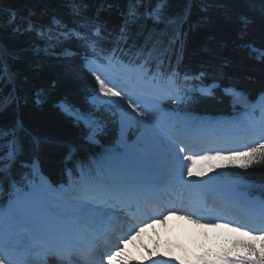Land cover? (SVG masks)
I'll use <instances>...</instances> for the list:
<instances>
[{
    "label": "trees",
    "instance_id": "1",
    "mask_svg": "<svg viewBox=\"0 0 264 264\" xmlns=\"http://www.w3.org/2000/svg\"><path fill=\"white\" fill-rule=\"evenodd\" d=\"M262 9L264 0H0V54L15 73L11 82L0 83V98L9 93L18 98V103L0 113V124L11 123L17 115L23 118L41 138L39 145L29 147L25 159L37 158L54 181L64 178L67 167L76 169L79 163L89 167L104 148L114 149L116 120L110 114L116 108H98L96 115L105 125L99 143L93 144L86 142L83 125L56 103L64 100L73 108L91 111L88 98L99 85L85 61L110 55L123 63L141 64L148 71L151 68L164 78L175 75L184 95L175 110L191 115L229 113L237 105L231 96L220 88L211 96L200 93L196 77L241 88L245 104L264 91V61L260 59L264 53L259 51L264 49ZM13 12L16 20L10 25ZM240 17L251 21L247 28L242 27ZM48 42L55 47L44 48ZM64 49L73 52L62 53ZM188 75L194 77L193 86L183 79ZM38 92L45 97L39 105L34 102ZM118 105L124 103L118 101ZM70 147L75 150L68 159ZM260 156H264V144L243 156L229 157L214 173L239 180L238 189L243 192L264 196V166H256ZM17 170L26 176L30 173L29 167ZM8 184L5 177L3 207ZM213 241L238 264H264L255 241ZM212 242L209 246H214ZM193 246L196 251L206 248L203 243ZM211 256V264H223L215 252Z\"/></svg>",
    "mask_w": 264,
    "mask_h": 264
},
{
    "label": "rangeland",
    "instance_id": "2",
    "mask_svg": "<svg viewBox=\"0 0 264 264\" xmlns=\"http://www.w3.org/2000/svg\"><path fill=\"white\" fill-rule=\"evenodd\" d=\"M51 47L54 46L48 43L45 48H51ZM88 67L93 72V74L97 76V78L100 81V89L90 98V102L92 105H94L96 108L101 106H106L109 104L114 105V102L112 101L111 93H114L116 96L122 99L127 105V108H120L116 112L117 116H116V126H115V132H116L115 146L119 148L120 151L121 150L123 151L124 149L126 150V148H130L131 150L133 147L134 152L137 154L136 156H139L143 159L147 158L150 160V163L152 164L151 167L154 170V172H158V173L172 172L177 175V173H179L181 170L186 171L185 177L193 181L194 189L197 188L201 190L204 193L203 196L219 197L221 200L230 201L231 205L235 206L236 208H240L245 211L247 210V212L258 213L259 215L264 216V203H260V205H258L259 206L258 208L253 207L252 204L250 206L244 204L243 202H246L247 200L244 201L240 198L239 199L236 198V194H234L231 189L233 188L232 186H234L235 184L228 177L225 178L224 181H211L208 178V176H202L201 174L198 173L196 169V165L198 163L197 161L201 160L204 154L205 156L207 155L205 158H209L208 163H210L212 166H215L219 162L224 161L220 157L227 156L229 154L238 155L244 153L250 147L262 143L264 139L252 140L251 137L254 136V131H253V133L250 136L246 137L244 141L242 140L243 144L239 148H235L231 150H218L216 151V153H212V154L208 152L209 149H207V147L202 148V150L197 151V153L186 152L184 151L186 146H184L185 142L183 141L185 140V136H186V131H185L186 125L183 126V124L185 123V116L182 114L168 115L165 108L167 103L172 104L174 103V101H176V103H179L181 102L182 99L180 93L176 90V88H174L175 86L173 83L174 81L173 79H170L167 83H164L163 86H161L162 85L161 80L155 77L153 84L161 87L156 89V91H159L158 93L151 94L146 92L147 89H150L147 88L150 85V83L147 80H152L153 76L148 77L147 80L145 81L146 83H143L141 86H139L140 84H138V80H141V78H143V74L147 73L144 70H139L140 72L136 73L133 71V69L130 70L129 68H125L113 60L107 61L105 63H101L93 60L88 63ZM137 70L138 69L135 68V71ZM113 71L115 73L117 72L116 73L117 75L113 73ZM131 71L134 72V75L130 76L129 73H131ZM118 82L123 84H130L131 87L133 86L137 89L116 90L114 89L113 84ZM213 86L210 85L208 87L203 88L202 90L205 92H209ZM143 89L145 91H143ZM232 93L235 98V101L241 102L239 90L234 88L232 90ZM245 108L246 107H244L243 109ZM69 109H70L69 107H64V110L67 112V114H69ZM251 110L252 108L250 107L246 110L232 114V116H236V118L243 115L242 119H244V122L243 121L242 122L244 124L243 129L245 131L251 128H253L252 130H254L255 128H259L257 126L254 128L255 126L254 122L252 120L248 121V119L253 118V120L255 121V119L257 120L258 118H260L261 114L256 113L257 117L254 118L253 117L255 116L254 111ZM110 116L112 120H114L115 122L113 113L110 114ZM71 117L75 119L74 110ZM97 117H98V122L104 125L103 119H101V117L98 114ZM247 122L248 125L246 126ZM79 123L83 125L86 131L85 134L87 135L88 133L87 126L84 124L82 120ZM176 125L178 127H176ZM102 131H99L97 133L95 137L97 141L99 134ZM248 138H250V140H248ZM235 140H239V139L236 138ZM237 142L240 143L239 141ZM130 143H132V146L130 145ZM119 155L108 156L107 162L105 164L106 169L101 168V170H98V174L102 177L103 175H106L107 179L111 178V174H114L113 177L115 176V174L117 175L119 173H120L119 175L121 174L129 175L130 171L128 169L126 170V167H124V163L122 161L123 156H119ZM121 155H123V153ZM189 155L195 157V159L192 162L187 161ZM161 167L163 168V171H160ZM38 180L39 178L34 177V180L30 181V183L32 182L31 183L32 186L28 184V189L26 188L23 189L20 185L15 184L13 186L11 196L9 198L6 208L3 210L0 209V250L3 248L1 256L6 255L7 258H10L9 253H7V247H6V242L10 238L16 239L13 245V247H15L14 249L16 250H19L21 248V245H23L21 243L22 242L24 243L28 238L26 237L24 239V234L26 233L25 229L22 228L21 229L22 232L18 231V228L16 226L18 219L16 215L19 214L18 210H20L21 207L24 205L26 198L25 196H27V194L30 193L31 188H33V186L36 183H38L37 182ZM33 181H35L36 183L33 184ZM80 199L83 198H78L77 200ZM62 200H58V201L54 200V202H61ZM71 200L74 199H68L66 201L69 202ZM52 203L53 202H51V204ZM85 206L86 205L80 206V204L78 206V204H76L74 206V210L78 211L79 213L81 212L86 213L88 209H86L87 207ZM11 207L13 208L11 209ZM64 207L65 206H63V208ZM53 208L57 212L55 206ZM214 209H215L214 206L209 209L208 211L209 214L206 216V218L209 219V221L207 222L203 221L202 218H198V220H196L191 215H189V213L177 214L178 217L176 219L177 220L176 223L178 224L179 230L176 231L175 236L171 239L173 241L177 240V243H179L178 246H174L173 243H170L169 241H172L170 238L161 239L162 236L159 230L156 227H154L155 223L154 226H152L153 225L152 222L146 223L145 227H143L144 225L142 226V230L152 226V229L149 232L150 236L148 235L150 240L147 239L148 237H146L145 239L144 236H138L139 233L142 231L140 229L141 231H138L133 234L134 238H131L128 243L126 242V244H124L122 248L123 251L119 249L120 250L119 252H123L122 255L125 258H121V260H116V262L110 264H124L122 260L127 261L126 264H144V262L145 264H148L153 258L151 257L152 248L154 246H157L159 243H161V241H162L161 244H163L161 245V255L163 259H165L169 264H187V262L191 260L193 257V254H191L189 249L190 248L189 245H191L190 243L192 242V240L201 241V240L210 239L209 236L212 234L213 231L220 235L218 236V238H220L221 240L225 239L226 237L230 239L235 238L238 241L248 240V238H246V235H244L245 233H243L241 231L242 229L237 225L228 226L224 221L216 220L211 213ZM87 212L93 219L94 217L101 216V213L99 211H95V214L97 215H95L93 211L92 212L87 211ZM165 215L166 214H164V216L162 215V218L159 217V220L160 221L165 220V218L168 217V216L165 217ZM56 219L57 221L60 222L62 221L64 223V220L59 219L58 216H56ZM32 235L35 236L34 234ZM258 237L259 238L255 245L256 249L260 251V253L264 254V235L258 233ZM260 238H262L263 240H261ZM28 244L29 243H27V245ZM27 245L25 247H27ZM215 247L217 248V246ZM27 250L29 253L32 252V249H30V247L24 248L23 252L25 253V251ZM133 260H135L136 262H134ZM227 263L229 262H226V264ZM5 264H9V263L5 262ZM231 264H237V263L231 262Z\"/></svg>",
    "mask_w": 264,
    "mask_h": 264
},
{
    "label": "bare ground",
    "instance_id": "3",
    "mask_svg": "<svg viewBox=\"0 0 264 264\" xmlns=\"http://www.w3.org/2000/svg\"><path fill=\"white\" fill-rule=\"evenodd\" d=\"M56 105L59 106L60 102H57ZM254 107L261 108V116L257 120L255 119V121L257 122L256 126L259 128H256L254 132V136L251 137L252 139L264 137V94H262L258 98ZM242 116L243 115L237 118L236 116L224 117V118L223 117H216V118H209V117L187 118L186 117L185 118V123L187 126L186 127V130H187L186 137L190 139H194V140H201V142H204L203 140H206L207 137L210 136L209 140L214 143V148L221 149V150L235 149L236 147L241 146L243 144L242 142V140L244 141L243 138L247 137L248 135L246 134L245 131H242V132L239 131L240 128L241 129L244 128V124H243L244 119H242ZM249 120L250 118L248 119V121ZM249 135H251V133H249ZM236 138H238L239 140H235ZM194 140H191L190 142L186 140H183V141L185 142L186 145H188L191 148V147H196V144H199L198 142H195ZM237 141H239L240 143H238ZM130 145L132 146V143H130ZM132 150H133V147L131 150L130 148H126V150L123 151V155H121L123 156L122 161L124 163V167H126V170L128 169L130 171V175L132 176V179L138 184V186L142 190L150 191V189L154 187L153 185H150L151 184L150 180L156 178V174L151 167L152 164L150 163L149 159L147 158L143 159L139 156H136L137 154L134 152V150L133 151ZM119 174L117 175L115 174L114 177L122 178L123 180H125L126 178L125 175L124 174L119 175ZM113 175L114 174H111L112 178H114ZM183 175H185L184 172L181 175L182 177L181 182H182V186H185L186 189H182V191H188V193L191 195V196H188V199H186L187 202L185 206H188V207L194 206L198 208L199 211L207 210L208 209L207 203L210 202V199L208 201V199L202 195V192L200 190L192 188L193 182L184 178ZM36 184L33 186V188H31L30 193H28L27 196H25L26 198H25L24 205L21 207V209L19 208L20 209L18 210L19 214L17 213L18 215H16L18 219V220L16 219L17 220L16 225L17 226L19 225L20 229L23 228L26 230L25 231L26 233L24 234V239L26 237L28 238L24 243L23 242L21 243L23 245H21V248L19 250H16L14 249L15 247H13L16 239L10 238L6 242L7 253H9L10 258H7L6 255L1 256V259H4L5 262L9 264H44L42 262H38L37 259H40L39 258L40 256L38 255V250L40 249L39 245L44 243L45 239L48 242L47 249H50L53 244L57 242H61V241L67 242L68 245L71 246V243L76 239H73L74 237L71 236L68 230L69 228L68 226L76 222L79 228L86 231L88 227L84 226L83 221H87L89 224H91L93 221V218H91L88 212L81 215V218H78L80 215L75 214V212L77 211L75 210L72 211L68 207H64L60 210L62 214L61 220H64V223H62V221L61 222L57 221L55 212L53 211L54 208L52 207V205L54 206V204H51V202H54V200L58 201L62 199L63 200L61 202L63 201L65 202L67 198L65 197L66 195L64 194H68L70 198L74 196V197H77V199L78 198L85 199L86 197H91V198L95 197L94 199H97V195L95 193H92L91 190L85 191L86 189L82 187L81 181L75 180L73 184V188L70 190H67V189L65 191L63 190L64 191L63 193H61V190H58L57 188H55L45 176H43V178L40 179L38 183ZM86 185H90V184L87 182ZM89 189H91V187ZM74 197H72V199L79 201ZM149 198L150 197H147L146 195L143 196L142 194L136 195V197L133 198L132 200L133 201L132 207H134L132 208V211L135 214V217H136L135 220L138 222L137 227H140L139 229H141L142 226L145 225V223H143L145 222V219H148L146 217V213L152 210L153 216H150L149 219L155 218L154 219L155 226L154 224L152 226L156 227L159 230L162 236L161 239L163 238L171 239L175 236L176 231L179 230L178 224H174L175 220L173 219V217L177 214V213L175 214L176 211H181L180 213H186V214L189 213V215H191L192 217L195 216L189 211H187L188 208L186 209L183 206H179V207H175L176 209H174V212L172 213L173 217H168V218H165V220L160 221L159 217L163 214V212L160 213L156 211L154 208H156V206H159V204H163L164 198H162V200L159 199L160 201H158V199H154V198L149 199ZM98 200H100V202L101 201L103 202L105 199L102 198ZM80 201L84 202L83 200H80ZM12 208L13 207H11V209ZM93 213L95 214V211H93ZM100 213H101V216H99V218L104 217L103 216L104 212L101 211ZM231 215L238 217V215L235 214L234 212H232ZM255 216L256 214L253 217ZM96 218L98 217H94V219ZM127 218L129 222L131 223L135 222L133 218L131 217H127ZM243 220L245 224V218H243ZM246 225H248L249 228H254L255 225L257 224L251 222V224H246ZM106 226H108V223ZM152 226L142 231L140 230L141 232L139 233L138 236H144V237L145 236L148 237V235L150 236L149 232L151 231ZM118 229L120 230L121 228H118ZM96 230L98 229L96 228ZM32 234H34L35 236H33ZM105 237L108 238L109 236L106 234ZM108 239L110 240V242L107 241L108 243H106V245L111 246L112 244L111 239L110 238ZM147 239L150 240L149 237ZM26 242L29 244L27 245ZM175 242H177V240H175ZM104 243L102 241L99 242V244L105 247L106 245ZM161 243H159L157 246H154L152 248L151 257L153 258L148 264H167L168 263L165 259H163L161 255V245H163ZM26 245L27 247H25ZM173 245L175 246L176 243H174ZM109 246H106L105 248L108 249ZM29 247L30 249H32V252L29 253L27 250L24 253L23 252L24 248H29ZM84 247L88 251L90 250L91 246L89 245V242H85ZM78 252H74V253L79 255ZM121 253L123 252H118L117 255L114 254L110 263H113L116 260H121V258H125ZM109 255H112V254H109ZM118 255L119 257H116ZM87 258L89 261L86 259L80 264H97L98 259L96 257L87 256ZM28 260H31V261L28 262ZM122 261L124 264L127 263V261L125 260H122ZM133 261L136 262L135 260ZM59 264H61V262Z\"/></svg>",
    "mask_w": 264,
    "mask_h": 264
},
{
    "label": "snow or ice",
    "instance_id": "4",
    "mask_svg": "<svg viewBox=\"0 0 264 264\" xmlns=\"http://www.w3.org/2000/svg\"><path fill=\"white\" fill-rule=\"evenodd\" d=\"M139 2V0H137ZM111 7V5H109ZM264 12V9H262ZM131 14V13H130ZM16 20V13H12L11 19L8 23L14 24ZM240 20L243 22L242 27L247 28V25L251 23L248 21L246 17H240ZM31 25H29L30 30ZM13 30H17L15 27ZM124 29L121 28V32ZM99 34V31L97 32ZM243 35V33H242ZM250 47V46H249ZM115 49H113L114 53ZM261 51H264L262 49ZM260 59L264 61V56H261ZM152 69L149 68V74H151ZM203 73L201 77H203ZM15 73L12 70L9 61L4 57L3 54H0V83L11 82L14 79ZM52 87H55V82H53ZM219 87V85H217ZM227 91V89H226ZM212 94L209 93V96ZM45 100L44 95L41 93H36L35 103L37 105L43 103ZM12 103H18V98L14 96L13 93H9L7 96L0 98V113L5 111L7 107ZM61 105L65 104L66 101L61 100ZM176 103V101H174ZM97 108L93 107V109L89 112H85L81 109H75V120L79 123L81 120L87 126L88 133L85 137L86 142L98 144L99 141L95 139L97 133L103 130V125L98 122V117L96 115ZM69 114H73V110L69 109ZM41 143V138L33 133V131L28 128L20 115H17L11 123L4 125L0 124V185L3 184L4 178L8 177L10 183L13 185L16 184L17 178L15 177L14 170L19 169H27L34 163V161H30L25 159L26 154L29 151V147L34 148L35 146ZM75 149L73 147L69 148V152L66 158L70 159L71 154ZM252 166V165H250ZM256 166H264V156H260L256 160ZM70 171V170H69ZM21 178H23V173H21ZM61 264H73L71 256H68L65 259L63 256H60ZM0 264H5L4 259H0Z\"/></svg>",
    "mask_w": 264,
    "mask_h": 264
}]
</instances>
